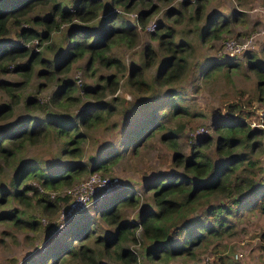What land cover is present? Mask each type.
<instances>
[{
    "label": "trees",
    "instance_id": "16d2710c",
    "mask_svg": "<svg viewBox=\"0 0 264 264\" xmlns=\"http://www.w3.org/2000/svg\"><path fill=\"white\" fill-rule=\"evenodd\" d=\"M66 1L0 0V74L17 71L24 77L22 81L15 82L0 79V91L9 98L8 102H0V120L7 119L13 114L12 104L18 101L19 90L22 89L23 82L30 78L36 64L40 66L37 69L39 77L59 82L47 98L39 99L37 94L33 93L24 99L25 106L31 111L41 110V116L27 115L8 126H0V172L4 165L17 162L15 156L25 146L40 142L49 133L59 140L61 144L59 147L62 150L60 152L62 156L68 158L52 173L40 169L32 162L16 167L14 177L9 184L10 188L0 185V204L13 199L26 203L27 200L35 198L37 202L45 201L44 207H54L56 204L48 199V194L43 193L42 189L30 182L36 180L43 188L72 184L75 178L86 170L85 163L80 160L81 141L85 137L80 128L90 129L96 122L103 120L104 116L106 118V115L116 113L115 103L120 98L115 95L110 101H105L102 97L113 95L118 89L120 80L117 77L118 73L100 75L96 84L83 83L80 88L76 87L70 78L55 79L54 75L55 72L68 70L70 64L83 57L86 52H89L87 65L97 59L105 64L120 67V60L107 55V49L114 41L132 45L138 36L139 30L136 25L123 19L117 10L120 8L129 11L134 6L135 0ZM200 7L199 0L194 7L188 0L183 1V12L191 8L198 11ZM36 9L40 13L32 15L31 12ZM171 11L175 13L174 9ZM148 12L149 9H141L137 12L136 22L141 28L146 24ZM215 15L207 18V25L202 29L203 36L208 32L217 31L228 20L222 18L221 22L217 23L220 17ZM97 17L100 18L99 21L93 23ZM61 23H69L65 31L68 44L58 59L53 61L43 57L42 51L33 50L31 41H37L35 46H39L51 37V33L57 30ZM94 25L97 27L95 28ZM214 25L216 27L211 28ZM11 27L16 28L15 34L20 41L7 38ZM156 28L163 29V33H160L158 38L159 44L165 50V56L158 64L153 82L159 87H164L185 72L187 57L184 43H175L172 40L171 29L160 21ZM46 47L49 51L54 49L52 43ZM145 48L146 54H155L149 45ZM249 64L258 76L257 98L264 101V65L256 63L253 59ZM141 70V66L136 64H131L128 70V83L135 85L138 90H142L145 85L150 86V83L141 78L143 76ZM45 84L40 82L36 92H40ZM78 89L82 90L85 97L98 96V98L93 101L86 100L79 113L67 117L65 113L59 112L57 107L79 105L82 102L80 97L71 94ZM176 92L168 89L167 100L177 95ZM161 96L163 94L158 93L142 96L144 99L139 108L146 109ZM240 104V102H229L226 110L232 115L231 118L224 119L216 126L218 136L214 142V150L221 156L218 162L214 163L209 153L201 147L209 142L210 137H199L191 145L189 156L185 157L181 153L175 155L176 160L182 165V172L158 175L144 183L143 189L146 192L150 191L151 204L142 207L136 218L130 221L124 219L121 214L122 206L137 207L140 202L135 189L128 187L123 189L120 195L110 198V201L103 204L99 212V218L113 227L111 231L105 229L103 233L95 231L92 224L94 221L86 215L88 212L84 209L81 211L85 215L84 221L68 231L66 241L55 239L51 243V250L50 246H46L40 255L43 262L39 264H109L101 261L103 256L108 260H114L115 264L116 262L136 264L137 255L130 248L124 247L125 241L142 243V247L146 248V257L153 262L168 264L176 258L194 259L196 247L200 243L207 245L212 242L213 236L229 231L230 217L233 213L244 209H255L264 214V155L262 157L257 155L258 150L261 152L264 150L261 140L264 129L249 127L242 117L248 112L244 111ZM180 112L186 113V107L173 108L171 113ZM145 117L139 123L134 118L127 121L133 126V131L127 140V145H134L132 152H135L157 128L163 126L162 123L155 122L152 114ZM145 127L148 130L145 131ZM177 132V128L168 129V133L163 134L161 138L174 143ZM118 154L116 149L107 151L106 155L91 168L104 170L107 167V160L117 157ZM71 159L73 160L70 161ZM104 198L106 197L95 202ZM16 211L12 209L1 217L3 219L16 217L14 218L16 223L22 222L24 219L17 215ZM73 218H70L71 222ZM33 224L30 223V226H34ZM190 224L199 226L198 231H186V237L183 239L184 230ZM44 227L48 233L52 229H55L54 232L58 230L55 224L49 223ZM137 230L140 235L137 234ZM92 236L94 237L90 243L89 238ZM261 238L264 241V235ZM44 255L47 256L46 260ZM217 261L219 264H241L235 259L225 260L221 254L218 255ZM259 264H264V260Z\"/></svg>",
    "mask_w": 264,
    "mask_h": 264
},
{
    "label": "rangeland",
    "instance_id": "374dc122",
    "mask_svg": "<svg viewBox=\"0 0 264 264\" xmlns=\"http://www.w3.org/2000/svg\"><path fill=\"white\" fill-rule=\"evenodd\" d=\"M183 1L135 0L134 6L129 11L117 9L123 19L136 25L139 30L132 45L114 41L107 49V55L120 60V67L114 64H105L97 59L87 65L89 52H86L83 57L74 60L65 72H55V79L68 77L78 88L83 83L96 84L100 75L118 73L117 77L120 79L118 89L113 95L108 94L102 99L110 101L116 95L120 100L115 103L116 113L106 115V118L104 116L103 120L96 122L90 129L80 128L85 134L81 141L80 160L85 163L86 170L75 178L72 184H58L55 188H43L36 180L30 182L42 189L43 193L48 194V199L56 204L54 207H44L46 202H37L35 198L27 200L26 203L13 199L5 204H0V264H39V262H43L40 255L46 246H50L51 250V243L55 239L66 241L68 231L80 225L84 221L85 215L84 212H80L74 218L72 217L71 222L72 218L64 221L61 214L77 184L94 172L119 180L110 197L97 203L93 202L86 209L88 212L86 215L94 221L92 223L94 230L103 233L104 229L111 231L113 228L99 218L103 204L110 201V198L120 195L123 189L134 188L135 193L139 195L140 206L124 205L121 207V214L124 219L130 221L136 218L142 207L151 204L150 191L146 192L143 189L144 183L158 175L182 172V165L176 160L175 155L181 153L185 157L189 156L191 145L199 137H210L209 142L201 147L209 153L214 163L218 162L221 156L217 155L214 150V142L218 136L216 126L224 119L231 118L232 115L228 114L226 110V105L229 102L241 103L240 107L248 112L246 116L242 117L249 127L264 129V101L257 98L259 94L258 76L255 69L249 66V61L252 59L256 63L264 65V0H199L201 7L198 11L191 8L184 12ZM188 1L193 4V7L197 4V0ZM141 9L150 11L143 28L136 22L137 12ZM172 9L175 10V13H172ZM31 13L36 15L40 11L36 9ZM213 14L220 17L217 23H220L222 18L228 20L217 31L208 32L203 36L202 29L207 25L206 20ZM99 19V17L95 18L93 23H97ZM159 21L172 30V40L175 43H184L187 57L185 72L164 87H159L153 82L158 64L165 56V50L159 44L160 39L158 38V35L163 33V29L156 28ZM68 24L61 23L58 29L51 33V37L39 46H35L37 41H31L30 45L33 46V50L42 51L43 57L53 59V61L58 59L68 44V40L65 38ZM94 27L97 26L94 25ZM212 27H216V25ZM15 30V27H11L7 38L12 41H20ZM228 38L238 41L251 39V42L247 49L231 57L223 48L224 42ZM51 43L54 45L55 51L54 49L47 50L46 46ZM147 45L155 54L145 53ZM181 53L183 54V51ZM131 64L141 66L143 75L141 78L150 83V86L145 85L142 90H138L135 85L128 83V70ZM39 67L36 64L30 78L23 82L24 85L19 90L18 101L16 104H12L13 114L7 119L0 120V126H8L27 115L35 117L42 115L41 110L31 111L26 107L24 99L33 93H36L39 99L47 98L59 82L39 77L37 75ZM0 79L15 82L22 81L24 77L17 71H10L0 74ZM40 82L46 83V86H42L40 92H36ZM147 88L149 89L145 90ZM168 89H173L178 94L167 100L168 93L166 91ZM241 91H243L242 94ZM152 93L163 94V96L157 98L146 109L139 108L144 99L142 96ZM71 94L74 97H80L82 102L77 106L73 104L57 107V110L65 113L67 117H73L75 113H79L86 100L93 101L98 98V96L85 97L80 89L74 90ZM8 100V96L0 91V102H8ZM179 106L186 107L187 112L171 113L173 108ZM148 114H152L155 122H160L163 126L157 128L137 147L135 152H132L134 145H127V140L133 131V126L129 125L127 121L134 118L139 123ZM175 128L178 129V132L175 134L174 143L161 138L163 134L168 133V129ZM146 130H148L147 127H145ZM261 140L264 149V133ZM59 146H61L59 140L50 133L45 135V138L40 142L28 144L16 154L17 162L4 165L0 172V185L10 188L9 184L14 177L16 167L24 163H36L40 169L48 173L58 170L60 163L68 160L67 157L62 156ZM111 149H116L119 152L118 156L108 159L107 167L104 170H93L91 167ZM260 152L261 150H258L257 155L262 157L264 150L261 154ZM12 209H16L17 215L24 219L22 222L16 223L14 219L16 217L4 219L1 217L2 214ZM32 222L34 226H30ZM49 223L55 224L58 230L54 232L55 229H52L50 232L52 234L48 233L44 226ZM229 223L231 228L228 232L223 231L220 235L213 236L212 242L209 244L200 243L196 247L194 259L176 258L169 261L168 264H219L217 260L220 254L225 260L235 259L241 264L261 263L264 260V241L261 238L264 235V214L255 209H244L233 213ZM198 227L190 224L184 230L183 239L186 237V231L196 232ZM137 234L140 235L139 230H137ZM93 237L89 238L90 243H92ZM142 246V243L138 242L125 241L124 243V247L130 248L137 255L136 264H162L160 261H150L145 255L146 248ZM46 258L47 256L44 255V260ZM101 261L115 264L114 260H108L104 256L101 257Z\"/></svg>",
    "mask_w": 264,
    "mask_h": 264
},
{
    "label": "built area",
    "instance_id": "2783aa9c",
    "mask_svg": "<svg viewBox=\"0 0 264 264\" xmlns=\"http://www.w3.org/2000/svg\"><path fill=\"white\" fill-rule=\"evenodd\" d=\"M251 39L246 41H238L234 38H228L223 45L228 56H236L249 47ZM119 180L114 177L98 174L96 172L90 174L85 180L77 184L71 193V198L64 208L61 216L64 221L72 218L76 213L87 209L98 199L105 197L114 188L117 187ZM237 256V253H236Z\"/></svg>",
    "mask_w": 264,
    "mask_h": 264
},
{
    "label": "crops",
    "instance_id": "0c3cea01",
    "mask_svg": "<svg viewBox=\"0 0 264 264\" xmlns=\"http://www.w3.org/2000/svg\"><path fill=\"white\" fill-rule=\"evenodd\" d=\"M111 194H113V191L110 192L108 195H106L105 197H109Z\"/></svg>",
    "mask_w": 264,
    "mask_h": 264
}]
</instances>
